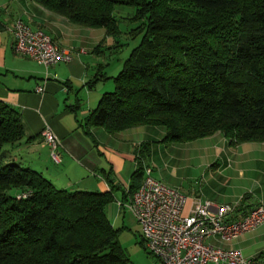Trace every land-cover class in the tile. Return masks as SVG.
I'll return each mask as SVG.
<instances>
[{"label": "trees", "instance_id": "obj_1", "mask_svg": "<svg viewBox=\"0 0 264 264\" xmlns=\"http://www.w3.org/2000/svg\"><path fill=\"white\" fill-rule=\"evenodd\" d=\"M71 23L117 37L116 5L134 8L141 33L85 124L108 133L161 126V142L221 132L229 146L264 142V0H34ZM100 46H96L99 50ZM20 112L0 100V264H128L105 207L116 190L57 188L11 161ZM143 142L139 156L148 154ZM143 181L139 162L123 198ZM23 194H27L26 197Z\"/></svg>", "mask_w": 264, "mask_h": 264}, {"label": "crops", "instance_id": "obj_2", "mask_svg": "<svg viewBox=\"0 0 264 264\" xmlns=\"http://www.w3.org/2000/svg\"><path fill=\"white\" fill-rule=\"evenodd\" d=\"M18 18L46 32L58 46L72 49L73 59L47 67L17 53L12 28ZM107 40L104 28L73 24L34 0H0V100L20 112L24 131V136L6 149L8 159L40 171L60 189L103 192L110 190L111 182L116 190L105 212L112 226L120 228L118 240L128 264H160L146 250L133 213L116 204L124 203L123 192L139 162L143 178L144 169L149 167L154 178L178 188L162 176L166 165L161 163L187 150L190 163L195 161L201 173L200 186L185 192L184 211L200 196L216 204L236 205L230 217L237 218L264 202V142L229 146L225 136L217 132L175 147L177 143L161 142L165 135L161 126L138 125L116 133L87 126L86 119L96 108L108 79L89 83L96 75L113 77L99 60L109 47ZM47 127L60 139L58 161L41 136ZM143 142H150V147L141 157L138 150ZM206 242L239 249L252 264H264V223L234 239L223 240L217 235Z\"/></svg>", "mask_w": 264, "mask_h": 264}, {"label": "built area", "instance_id": "obj_3", "mask_svg": "<svg viewBox=\"0 0 264 264\" xmlns=\"http://www.w3.org/2000/svg\"><path fill=\"white\" fill-rule=\"evenodd\" d=\"M12 32L15 51L40 64L48 67L73 59L72 49L58 46L50 35L32 28L22 18L15 20ZM41 136L58 161L57 134L47 127ZM129 200V204L122 201L116 204L133 213L146 250L160 264H252V259L239 249H224L206 240L217 235L223 240L234 239L263 224L264 202L241 217L231 218L236 205L216 204L196 196L184 211L186 195L179 188L154 178L149 167L144 169L143 181Z\"/></svg>", "mask_w": 264, "mask_h": 264}, {"label": "rangeland", "instance_id": "obj_4", "mask_svg": "<svg viewBox=\"0 0 264 264\" xmlns=\"http://www.w3.org/2000/svg\"><path fill=\"white\" fill-rule=\"evenodd\" d=\"M134 12V8L128 5H116L113 9V14L117 19V24L120 30V34L117 37L108 35L109 47L104 50L103 55L99 58L100 63L103 65V70L108 76L116 75L123 66L125 58L128 56L131 49L138 44L141 38V33L138 32L137 27L140 25V21H134L131 19ZM107 47V46H106ZM109 87V88H108ZM114 85L112 79L107 80V87L104 91L113 90ZM103 91V92H104ZM11 144L5 146L6 149ZM180 145H187L183 143L175 144V147ZM185 150V149H184ZM172 151V150H171ZM184 153L182 150L176 154L175 157L163 161L161 164L166 165V168L162 172V176L171 184H175L185 194V192L193 191V189L200 186L199 175L201 170L197 166L195 161H189L187 150ZM176 153V151H173ZM9 152L6 153V156ZM130 200L125 199L124 204H129ZM127 216L131 217L129 212Z\"/></svg>", "mask_w": 264, "mask_h": 264}]
</instances>
